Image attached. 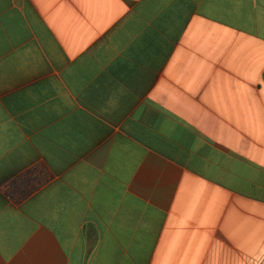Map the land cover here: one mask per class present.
I'll return each instance as SVG.
<instances>
[{"label": "crops", "instance_id": "obj_1", "mask_svg": "<svg viewBox=\"0 0 264 264\" xmlns=\"http://www.w3.org/2000/svg\"><path fill=\"white\" fill-rule=\"evenodd\" d=\"M0 264H264V0H0Z\"/></svg>", "mask_w": 264, "mask_h": 264}]
</instances>
